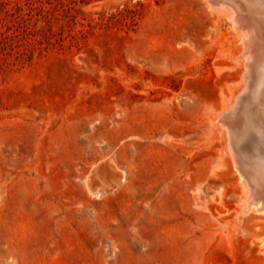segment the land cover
Segmentation results:
<instances>
[{
    "label": "rangeland",
    "instance_id": "1",
    "mask_svg": "<svg viewBox=\"0 0 264 264\" xmlns=\"http://www.w3.org/2000/svg\"><path fill=\"white\" fill-rule=\"evenodd\" d=\"M230 26L205 0H0V264H264L235 161L262 106L236 141L213 124L246 85Z\"/></svg>",
    "mask_w": 264,
    "mask_h": 264
},
{
    "label": "bare ground",
    "instance_id": "2",
    "mask_svg": "<svg viewBox=\"0 0 264 264\" xmlns=\"http://www.w3.org/2000/svg\"><path fill=\"white\" fill-rule=\"evenodd\" d=\"M258 1L261 2H257L258 5H263L261 0ZM205 4L208 13L213 14L215 12L219 15V17L224 16L227 20L231 21V30L235 31L237 37H239V40H241L243 44V49L237 54L236 58L246 60L245 64L247 66V70L245 74H243L246 78L245 88L243 87L244 93L243 95H241V92L237 94V96L234 98V100H237L233 101L232 103H226L225 101H223V103L225 102V104L223 105V107H221V111L213 116V124L217 128L219 133H228L231 140L236 141V138L238 137L237 134H240L241 130L248 127V122L243 121L242 123V120L234 121L230 114L234 112L236 108L239 109V105L241 104L242 100L246 101V99H244L246 98V96L249 99L251 98L255 100L257 99V101L259 100V107H262L261 109L259 108L256 118L258 119V121L264 122V118L262 117V111L264 109V7L261 6L262 8H255L258 7L257 5L253 8L252 6H250V8L248 9L249 13L244 14V12H242L243 10L241 8V5H237L235 0H205ZM250 25L254 27L252 28V26ZM254 104H252L254 106L253 108H255ZM242 106L241 108H243ZM240 117L237 118L240 119ZM252 122H254V120ZM260 122H254L256 123L254 124V130H256L257 133L258 131H261L260 133H258V135L255 134L256 139H254L257 143V156H255V158L253 156L252 158L250 155V157L252 158L251 161L249 160V163L247 161L243 163V174L248 179V181L245 183V186H247V188L243 185V200H247V203H245L244 205L246 211L252 209L255 212L264 213V130H262V128L264 127V123L261 124ZM231 148L233 149V147ZM256 148L254 147V150ZM222 150H224V148ZM228 152L231 151L228 150ZM236 160L237 159H235V161Z\"/></svg>",
    "mask_w": 264,
    "mask_h": 264
},
{
    "label": "water",
    "instance_id": "3",
    "mask_svg": "<svg viewBox=\"0 0 264 264\" xmlns=\"http://www.w3.org/2000/svg\"><path fill=\"white\" fill-rule=\"evenodd\" d=\"M235 2H236L237 5H241V8H242V10H243L242 12H244V14H245V13H246V14L249 13V12H248V9H249L250 6H251L249 0H245V1H244V0H235ZM262 130H264V127L262 128ZM260 132H261V131H258V133H260ZM258 133L256 132L255 134L258 135ZM253 137H254V139H256V136H255V135H254ZM236 159H237V165H238V167L240 168V170H241L242 172H243V165H244L243 163L246 162V161L249 163V162L251 161V160L249 161L248 159L245 161V160H243V159H242L241 157H239V156H237ZM252 188H254V187H252ZM263 206H264V203H263Z\"/></svg>",
    "mask_w": 264,
    "mask_h": 264
}]
</instances>
